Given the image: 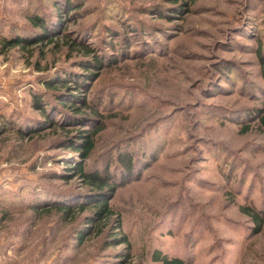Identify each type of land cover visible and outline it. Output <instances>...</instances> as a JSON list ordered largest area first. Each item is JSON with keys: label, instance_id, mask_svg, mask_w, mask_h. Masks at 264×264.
<instances>
[{"label": "rangeland", "instance_id": "1", "mask_svg": "<svg viewBox=\"0 0 264 264\" xmlns=\"http://www.w3.org/2000/svg\"><path fill=\"white\" fill-rule=\"evenodd\" d=\"M66 1L0 0V36L34 37L32 15L51 31L0 50V264H162L154 250L189 264H264V132L249 113L264 106V0H68L79 5L71 12ZM72 40L106 58L89 84L103 129L86 165L112 168L127 149L139 173L81 242L75 227L91 208L61 220L48 206L86 191L66 170L78 153L56 145L73 128L17 132L40 117L31 92L56 102L44 81L84 72ZM241 207L261 211L260 230ZM114 218L128 248L107 241Z\"/></svg>", "mask_w": 264, "mask_h": 264}, {"label": "trees", "instance_id": "2", "mask_svg": "<svg viewBox=\"0 0 264 264\" xmlns=\"http://www.w3.org/2000/svg\"><path fill=\"white\" fill-rule=\"evenodd\" d=\"M179 1V6L184 4V0ZM54 6L59 9L57 2L53 3ZM73 2L66 1L65 9L67 12L74 10ZM178 10V9H177ZM65 11V12H66ZM61 16V15H60ZM34 31L32 36L24 37L22 35H9L0 36V50H6L10 47H21L25 45H33L40 42L44 37H50V22L45 18L37 15L29 17ZM60 21V19H58ZM78 47L80 48L83 56L79 57L77 62L83 68L84 72L74 73L69 76V84L63 79H50L44 81V85L47 88H54V94L56 93V102L48 101L43 95L32 93V107L40 112V117H36L33 123L28 127H18L17 132L23 136L25 134L40 132L46 128H52L59 126L62 129L65 127H72L73 129H65L66 136L56 141V145L60 148H65L78 153L79 160L73 163V166H67L66 170H72L74 175H77L83 184L86 186V191L82 193H76L78 195V202L75 204L64 203L55 200L52 204L48 205L49 208L57 211L59 219L61 220H76L80 212H82L87 206L91 208V211L82 217V221L79 226L75 227V238L81 242L87 236L93 233V226L97 225L99 221L104 218H108L112 214V208L110 205V199L113 197L115 191L127 184L130 180L138 177L139 173L135 170V159L131 151L127 149L119 150L115 156V164L110 168V162L106 163L103 167L98 168L95 166H87L86 160L91 156L96 145V137L103 129L102 114L99 109V103L94 98L88 97L90 85L92 81L97 77V73L100 69L106 66L104 60L105 53L96 52L97 50L91 48L87 43L78 42L74 43L72 40L69 43L70 49ZM112 47L114 45L111 44ZM259 52V59L262 66V76L264 78V57ZM109 65V64H108ZM93 69L94 71H89ZM61 84L63 88L55 89L57 84ZM60 104L58 105V103ZM254 119L258 120L257 127L264 132V106L254 107L249 112ZM248 113V114H249ZM248 125L243 127V130L247 131ZM66 176V175H65ZM65 195V194H64ZM63 194L59 197H64ZM70 196V195H69ZM54 200V199H53ZM43 203H36L32 208L43 209L45 208ZM241 210L248 215L254 222L253 230L257 232L260 230L263 216L261 211L251 207H241ZM114 222V223H113ZM110 224L109 237L107 241L112 242L110 244H122L126 243L128 248V239L126 234L121 236H113L116 229L121 231V223L119 218H114ZM102 231V229H99ZM115 230V231H114ZM106 241V244H107ZM127 251H122L120 255L127 256ZM151 259L162 264H189L182 258L169 257L162 253L160 250H154L151 255Z\"/></svg>", "mask_w": 264, "mask_h": 264}]
</instances>
